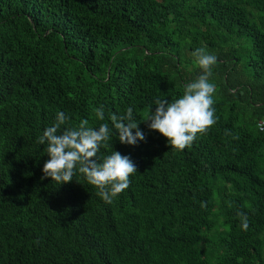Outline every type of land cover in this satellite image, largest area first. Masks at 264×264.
Here are the masks:
<instances>
[{
	"label": "trees",
	"instance_id": "obj_1",
	"mask_svg": "<svg viewBox=\"0 0 264 264\" xmlns=\"http://www.w3.org/2000/svg\"><path fill=\"white\" fill-rule=\"evenodd\" d=\"M196 48L217 122L176 150L144 121L202 74ZM129 106L136 146L110 119ZM59 112L135 162L111 203L78 171L41 179ZM0 264H264V0H0Z\"/></svg>",
	"mask_w": 264,
	"mask_h": 264
},
{
	"label": "clouds",
	"instance_id": "obj_2",
	"mask_svg": "<svg viewBox=\"0 0 264 264\" xmlns=\"http://www.w3.org/2000/svg\"><path fill=\"white\" fill-rule=\"evenodd\" d=\"M191 55L194 57L202 74L194 81L185 85L183 95L171 101L167 98L154 100L155 110H150L146 122L148 128L158 131L171 148L183 150L197 139L198 134H206L217 122L213 107L215 85L210 82L211 68L217 63V56L196 48ZM96 116L104 120L102 107L95 110ZM69 117L64 112L57 113L56 121L47 127L38 143L47 144V156L50 157L43 166L41 179L50 177L53 181L64 184L73 180L77 171L83 174L90 185L95 186L106 203L129 187L130 176L138 171L130 156L112 151L111 155L100 158L98 153L110 140L112 128L107 123L98 128L89 127L88 120H82L78 127H64ZM113 128L122 144L136 146L146 139L144 132L133 115L129 106L124 115L111 116ZM202 207L206 204L202 203ZM241 227L247 231L249 219L243 212H237Z\"/></svg>",
	"mask_w": 264,
	"mask_h": 264
},
{
	"label": "built area",
	"instance_id": "obj_3",
	"mask_svg": "<svg viewBox=\"0 0 264 264\" xmlns=\"http://www.w3.org/2000/svg\"><path fill=\"white\" fill-rule=\"evenodd\" d=\"M258 124H259V127L262 129L263 128V120L259 121Z\"/></svg>",
	"mask_w": 264,
	"mask_h": 264
}]
</instances>
